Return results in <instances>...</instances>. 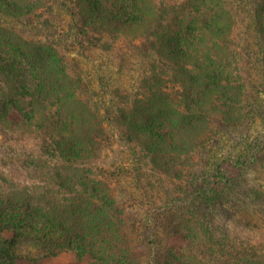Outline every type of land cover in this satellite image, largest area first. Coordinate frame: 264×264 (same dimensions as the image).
<instances>
[{
  "label": "trees",
  "instance_id": "16d2710c",
  "mask_svg": "<svg viewBox=\"0 0 264 264\" xmlns=\"http://www.w3.org/2000/svg\"><path fill=\"white\" fill-rule=\"evenodd\" d=\"M249 34L264 51V0H0V135L40 136L36 153L24 145L17 158L44 190L22 189L20 207L0 193V264H43L62 252L88 264H264V244L239 235L233 211V200L257 206L261 194L205 175V159L219 173L224 165L207 155L223 125L264 114L245 69ZM127 62L135 90L98 74ZM116 134L144 195L149 171L172 179L167 203L147 196L143 210L102 184L96 166ZM174 239L180 247L168 246ZM23 240L41 257L19 254Z\"/></svg>",
  "mask_w": 264,
  "mask_h": 264
},
{
  "label": "rangeland",
  "instance_id": "374dc122",
  "mask_svg": "<svg viewBox=\"0 0 264 264\" xmlns=\"http://www.w3.org/2000/svg\"><path fill=\"white\" fill-rule=\"evenodd\" d=\"M249 35H245V37L241 39L252 45L253 35ZM251 45V59L248 61L245 68L248 74V83L251 86L249 90L252 91L254 95L257 94L264 100V86L262 85L264 51L259 48L257 49L254 46V42L253 45ZM99 57L100 60L107 63L106 56L101 54ZM100 60L98 61L100 62ZM97 63L96 61V64ZM130 63L133 65L132 68ZM130 63L127 62V66L122 68V70L119 68L118 64H110L107 68H103V72L99 71L98 74L114 88L135 90L138 81V72L134 64L132 62ZM106 97H108V95ZM11 121L16 123L19 121V118L14 114ZM0 131H2V129H0ZM39 137L37 139L31 137L21 138L20 141L14 142L10 140V135L7 137L0 135V193L3 198L11 193L10 197L13 196L17 200V207H20L23 199L22 189H28L26 190L27 193H34L35 195H41V193L44 192V190H42L43 185L41 182H38L41 178L40 173L37 172L38 174H32L31 170L33 171V168H27L25 165V163L29 162H25L24 158H17L20 147L24 145H26L24 147L28 151V154L36 153L40 147ZM215 139H217L215 141L216 144L210 146L207 150V155L210 159L217 160V163L223 162L224 165L221 168V173H219L215 171L216 165L213 166L211 164L210 161L212 160L208 162L207 159H205V163L208 167L205 169V175L206 177L213 176L217 181H219L220 178L222 179L221 181L235 178L241 179L243 182V192L239 193L251 195L252 197L261 194L262 199L259 203H256L257 206H253L248 202L242 203L233 200L236 204L233 211H236L235 220L241 221V224L246 228L238 230L240 229L239 227L237 229L239 235L253 244L258 242L264 244V114H256L252 121L247 123L244 122V125L236 122L230 125H223V128L217 133ZM162 148L165 151L168 149L165 144L162 145ZM108 149L109 150L101 157V161L96 168L99 170L98 178L101 180L102 184L109 187L115 198L122 200L125 204L132 202L131 205L143 207V210H147V206H142V204H138L137 202L139 200L144 202L147 196L148 198L153 197L157 207L164 205L171 199L172 190H175L176 186L173 184L170 177L168 178L155 171H149V176H151L149 182L153 185V190H149L147 196L144 195L143 190H139L140 186H138L134 173L136 165L133 156H128V147L125 141L118 137L117 134ZM252 153L255 155L254 158L250 157ZM244 158L251 163L246 169L244 167L241 168V163L238 162V160L241 161ZM186 163L188 166L193 164V162L189 163L185 160V164ZM32 164L34 165L35 163ZM123 168L124 170L126 169L124 173H122ZM3 181H6L7 184H4ZM11 185H14V189L10 187ZM165 196L168 198L164 201ZM146 212L140 210L137 213L144 216ZM171 220L173 223H176L178 227L182 223L179 215L176 213L171 216ZM231 225L232 224L229 223V227L232 230ZM170 243L171 244L168 246L180 247V242L175 239ZM16 247L17 252L21 255H29L33 258L41 257L38 254L39 250L37 246L32 242L25 240L18 241ZM43 264H88V262L86 260L78 261L73 254L62 252L53 258H47V260H44Z\"/></svg>",
  "mask_w": 264,
  "mask_h": 264
}]
</instances>
